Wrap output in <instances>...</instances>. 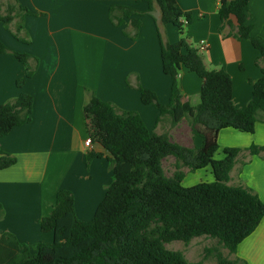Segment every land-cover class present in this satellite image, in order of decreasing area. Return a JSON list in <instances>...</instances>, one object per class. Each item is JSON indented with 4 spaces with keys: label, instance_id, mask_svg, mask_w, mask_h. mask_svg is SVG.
Instances as JSON below:
<instances>
[{
    "label": "crops",
    "instance_id": "1",
    "mask_svg": "<svg viewBox=\"0 0 264 264\" xmlns=\"http://www.w3.org/2000/svg\"><path fill=\"white\" fill-rule=\"evenodd\" d=\"M176 2L192 17L185 25L188 44L198 50L208 70L229 75L233 104L243 109L251 98L250 81L258 80L264 67L259 52L228 25L221 29L217 0ZM8 5L30 14L16 10L11 23H0V41L9 51L0 55V105L13 103L21 94L31 96L33 102L30 121L0 137V151L16 159L14 165L0 170V234H11L24 244H50L53 234L42 233L39 221L51 213L57 192L63 189L72 194L75 215L86 222L93 218L112 182L104 157L87 160L90 153L105 155L97 124L84 112L90 95L111 103L118 113H136L151 134L166 133L181 146L199 147L201 139L191 134L187 119L174 127L168 116L157 121L158 111L143 105L135 89L150 90L159 103H168L171 81L161 69L159 35L163 42L174 44L179 32L171 24L160 23L158 8L153 13L157 25L151 17L139 18L136 37L130 39L123 31L133 33L130 21L136 17L115 27L108 9L124 5L146 11L147 5L136 0H0L1 16ZM248 5L252 34L264 40V0H249ZM229 19L235 25L234 17ZM20 22L23 29L17 39L13 35ZM201 42L207 47L200 48ZM13 53L30 57V78ZM19 80L25 81L21 87L16 85ZM178 87L182 103L199 104L201 79L195 73L182 68ZM90 134L94 140L87 150L83 142ZM217 143V160L224 157V148L242 150L226 184L242 186L264 202V151L251 155L246 150L251 145L264 146V114L252 134L224 129ZM231 256L246 264H264V217Z\"/></svg>",
    "mask_w": 264,
    "mask_h": 264
},
{
    "label": "trees",
    "instance_id": "2",
    "mask_svg": "<svg viewBox=\"0 0 264 264\" xmlns=\"http://www.w3.org/2000/svg\"><path fill=\"white\" fill-rule=\"evenodd\" d=\"M147 5L139 12L124 5H111L108 18L115 27H122L131 19L133 33L123 34L134 39L139 18L153 19L157 7L160 23L171 24L179 32L174 44L162 41L159 35L161 69L171 81L167 104H161L154 92L136 86L143 105L154 107L158 118L168 116L170 125L176 126L187 119L191 134L201 139L199 147L187 148L172 142L168 134H151L141 118L133 112L118 113L115 107L90 95L84 112L97 124L104 154L90 153L87 160L105 158L112 172V182L106 188L103 200L90 221L79 220L74 212L73 196L68 190H59L51 213L39 221L42 233L51 232L50 244L20 243L11 234H0V264H189L179 252L168 251L164 244L180 241L188 244L192 239L206 236L236 254L239 244L249 237L264 217V202L242 186L226 183L234 160L242 151L227 147L224 157L215 159L219 149L217 137L221 130L234 129L252 134L260 115L264 114V67L261 76L250 84L252 94L243 109L232 101V82L223 70H208L197 49L185 37V20L191 23L189 12L183 11L176 0H136ZM249 0H220L218 15L221 29L228 25L238 38L247 40L264 61V40L252 34ZM30 14L17 5H8L0 23L9 24L14 12ZM234 17L235 25L230 21ZM22 22L15 27L18 39ZM9 52L0 41V55ZM26 69L30 78L33 68L30 57L13 53ZM182 68L201 79L200 102L192 107L181 102L178 76ZM24 80L16 82L18 87ZM33 99L21 94L13 103L0 105V137L13 128L30 121ZM251 155L264 151V146L251 145L246 149ZM175 159V172L166 178L162 161ZM16 159L0 151V170L14 165ZM211 168L213 182L182 186L184 173ZM3 208L0 204V217ZM216 264H246L241 259H229L213 249ZM201 264V263H195Z\"/></svg>",
    "mask_w": 264,
    "mask_h": 264
},
{
    "label": "rangeland",
    "instance_id": "3",
    "mask_svg": "<svg viewBox=\"0 0 264 264\" xmlns=\"http://www.w3.org/2000/svg\"><path fill=\"white\" fill-rule=\"evenodd\" d=\"M183 123L185 125L186 122L184 121ZM185 142L188 143L187 140ZM175 163V160L171 156L163 159L162 168L166 178H170L175 172ZM188 170L187 167L181 168V171L184 173L183 183L185 187L202 182L209 183L214 181L213 175L210 174V167L189 173ZM164 247L168 251L179 252L189 264H216L215 253L208 252L213 249L219 251L226 258H232L228 251L217 243V240L206 236L194 238L188 244L180 241H172L165 243Z\"/></svg>",
    "mask_w": 264,
    "mask_h": 264
},
{
    "label": "built area",
    "instance_id": "4",
    "mask_svg": "<svg viewBox=\"0 0 264 264\" xmlns=\"http://www.w3.org/2000/svg\"><path fill=\"white\" fill-rule=\"evenodd\" d=\"M217 2L219 3L220 0H217ZM182 24H183V25H187V22H186L185 20H182ZM206 47H207V45H206L204 42H201V43H200V48L204 49V48H206ZM93 140H94V135H93V134H90V135L85 139V141L83 142V145H84V147H85L87 150H91Z\"/></svg>",
    "mask_w": 264,
    "mask_h": 264
}]
</instances>
